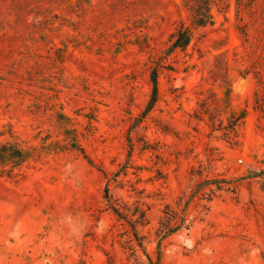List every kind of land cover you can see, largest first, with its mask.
I'll return each instance as SVG.
<instances>
[{"label":"rangeland","instance_id":"1","mask_svg":"<svg viewBox=\"0 0 264 264\" xmlns=\"http://www.w3.org/2000/svg\"><path fill=\"white\" fill-rule=\"evenodd\" d=\"M185 1L0 0V264H264V0Z\"/></svg>","mask_w":264,"mask_h":264},{"label":"trees","instance_id":"2","mask_svg":"<svg viewBox=\"0 0 264 264\" xmlns=\"http://www.w3.org/2000/svg\"><path fill=\"white\" fill-rule=\"evenodd\" d=\"M239 2L241 0H238ZM185 6L190 12L191 16V24L194 28H203L207 25H211L214 23V13L213 9L218 7V9L223 8L222 0H186ZM193 29L189 27H185L181 25L178 30L175 32L172 42L168 48V52H173L175 49L185 50L186 47L190 44L193 38ZM151 83H152V90L151 96L147 103L146 109L144 110V114H147L154 106L158 98V78H157V70L152 71L151 75ZM244 117V113L241 114L240 118ZM71 146L77 149H81L76 142H72ZM83 152V150H81ZM30 154L27 150H24L17 143L9 142V141H0V166H11L13 170L14 168L21 166L28 158ZM212 183V182H211ZM218 189L221 187V181L214 180ZM214 192L213 190L211 191ZM105 198L108 203V207L111 211L120 219L125 220L129 223L130 227L132 228L137 240L141 245V238L138 236L137 232V225L144 224L147 221V217L145 211L139 209L131 212L130 214L124 212L121 206L116 202L108 194V188H105ZM168 208V207H167ZM171 213H173L171 211ZM174 219V215L168 214L165 220L160 221V227L157 229L158 235L160 238H164L172 233H174L180 226L172 224ZM151 264H158L159 257L155 262L150 259Z\"/></svg>","mask_w":264,"mask_h":264},{"label":"water","instance_id":"3","mask_svg":"<svg viewBox=\"0 0 264 264\" xmlns=\"http://www.w3.org/2000/svg\"><path fill=\"white\" fill-rule=\"evenodd\" d=\"M243 80H244L243 78L240 79L237 85H239Z\"/></svg>","mask_w":264,"mask_h":264},{"label":"built area","instance_id":"4","mask_svg":"<svg viewBox=\"0 0 264 264\" xmlns=\"http://www.w3.org/2000/svg\"><path fill=\"white\" fill-rule=\"evenodd\" d=\"M240 161H242V159H239Z\"/></svg>","mask_w":264,"mask_h":264}]
</instances>
